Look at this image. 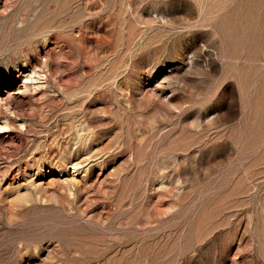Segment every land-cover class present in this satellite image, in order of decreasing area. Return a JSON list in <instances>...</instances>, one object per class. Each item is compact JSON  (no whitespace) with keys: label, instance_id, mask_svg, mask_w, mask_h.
<instances>
[{"label":"rangeland","instance_id":"rangeland-1","mask_svg":"<svg viewBox=\"0 0 264 264\" xmlns=\"http://www.w3.org/2000/svg\"><path fill=\"white\" fill-rule=\"evenodd\" d=\"M0 264H264V0H0Z\"/></svg>","mask_w":264,"mask_h":264},{"label":"bare ground","instance_id":"bare-ground-1","mask_svg":"<svg viewBox=\"0 0 264 264\" xmlns=\"http://www.w3.org/2000/svg\"><path fill=\"white\" fill-rule=\"evenodd\" d=\"M35 69V68H34ZM33 72H30V71H27V72H21L22 74V81L20 83L17 84V87H16V90H18V92L21 90V91H25L27 90L29 87H31V85H34L33 84V75H32ZM35 81V80H34ZM45 82V81H44ZM35 86H38V84H35ZM33 87V86H32ZM34 88V87H33ZM15 90V91H16ZM23 93V92H22ZM68 177H70L69 179L70 180H73L75 179L72 171L69 172L68 174Z\"/></svg>","mask_w":264,"mask_h":264}]
</instances>
